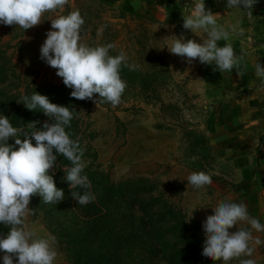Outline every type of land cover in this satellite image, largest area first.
Instances as JSON below:
<instances>
[{"label":"rangeland","instance_id":"rangeland-1","mask_svg":"<svg viewBox=\"0 0 264 264\" xmlns=\"http://www.w3.org/2000/svg\"><path fill=\"white\" fill-rule=\"evenodd\" d=\"M204 3L206 11L219 15L218 23L228 28L236 26L238 33L242 30L230 37L235 53L244 55L239 75L235 69L220 73L215 70L216 65L202 64L198 59L189 64L187 58L169 52L167 46L171 42L164 39L173 35L197 43L207 38L203 30L191 32L183 28L182 11L185 6L191 7L193 0H68L64 8L45 13L39 25L26 31L19 26L0 24V71L6 73L0 76V96L16 98L32 86L58 87L61 93L58 105L77 112L71 121L73 127L67 131L76 134L83 147L93 151L85 164L94 162L114 183L132 181L131 192L136 191L137 198L143 192H150L152 198L162 196L168 208L186 217L185 227L195 229L205 240L202 225L221 201L244 203L250 216L264 225L261 192L264 183L257 174L261 165L249 151L245 152V130L230 133L228 129L233 122L223 108L229 94L245 92V73L257 64L254 56L248 54L249 16L242 7L228 9L227 0H204ZM77 9L85 20L81 43L93 47L114 44L110 55L123 50L129 63L139 65L136 71L121 68L120 75L127 87L116 107L72 98V89L64 85L57 70L40 58L46 33L53 30L51 19ZM224 44L223 40L218 42L220 47ZM62 99L68 102H60ZM93 99L98 101L99 94H94ZM44 122L51 120L46 117ZM193 156L195 161L191 159ZM200 171L210 174L212 183L195 189L187 178ZM25 223L37 238L52 235L36 209L28 214ZM238 227L250 229L245 222L229 229L230 233ZM252 235L253 255L241 259L264 264V243H254L256 238L264 241V232L252 230ZM56 250L55 264H76L74 256L63 250L59 240ZM144 250L138 246L139 254L132 262L131 254L125 252L121 262L171 261L160 245H154L153 254L145 255ZM3 256L0 252V264ZM204 259L201 254L184 264H201ZM14 264H18L16 259ZM229 264H239V260L233 259Z\"/></svg>","mask_w":264,"mask_h":264},{"label":"clouds","instance_id":"clouds-1","mask_svg":"<svg viewBox=\"0 0 264 264\" xmlns=\"http://www.w3.org/2000/svg\"><path fill=\"white\" fill-rule=\"evenodd\" d=\"M256 3L257 0H227L226 6L228 9L242 7L248 16H252ZM67 4L68 0H0V24L19 26L26 31L39 25L45 13L55 12ZM182 16L184 29L191 32L203 30L207 38L203 43H197L173 35L164 39L171 42L167 46L169 52L187 58L189 64L198 59L202 64L216 65L215 70L220 73L235 69L239 75L244 55L235 53L230 37L233 33H242V30L238 33L236 26L228 28L218 23L216 17L219 15L206 11L204 0H193L191 7L185 6ZM84 24L78 9L51 19L53 30L46 33L40 58L57 70L56 74L64 85L72 89V98L116 107L127 87L120 75L121 68L136 71L139 65L129 63L123 50L118 55H110L114 44L93 47L81 43ZM99 31L102 32L103 27ZM221 40L225 41L223 47L218 46ZM255 76L260 81L259 90L264 91V65H255ZM94 94H99L98 101L93 99ZM21 101L29 111L40 109L51 123L45 122L42 130H36L35 122L26 128L14 127L9 118L0 115V224L8 226L7 234L0 237V251L5 253L3 264H14V259L18 264H55L57 238L52 235L37 238L25 220L33 212L28 207L31 197L40 196L44 204H55L64 199L63 190L57 189L52 175L48 174L57 162V155L71 164L64 176L69 187L86 190L83 194L72 191L78 205L92 203L96 196L90 191L92 185L88 176L82 174L86 166L83 160L85 149L80 138L73 139L74 133L67 131L77 112L51 103L47 96L36 92L22 96ZM10 138L14 139L18 150H13V146L7 143ZM191 159L195 161L196 157ZM187 183L201 189L212 183V177L203 171L192 172ZM212 209L214 214L208 216L202 225L205 232L202 255L222 264H229L233 259H238L239 264H255L253 259L241 257L253 255L254 248L250 246L252 230L264 232V225L250 216L242 202L221 201ZM245 222L250 229L238 227L236 232L230 233L229 229ZM254 243L260 245L264 241L256 238Z\"/></svg>","mask_w":264,"mask_h":264},{"label":"trees","instance_id":"trees-1","mask_svg":"<svg viewBox=\"0 0 264 264\" xmlns=\"http://www.w3.org/2000/svg\"><path fill=\"white\" fill-rule=\"evenodd\" d=\"M1 72L0 76L6 74ZM59 91L55 86H32L26 87L16 98L0 96V115L9 118L14 127L26 128L29 123L35 122L36 130H42L47 116L40 109L29 111L22 104L21 97L36 92L58 105ZM60 102L68 101L62 99ZM20 138L23 139V136ZM72 138L75 139L76 134ZM7 143L13 146V150H18L14 139L10 138ZM32 143L35 145L34 140ZM80 144L83 147L81 139ZM83 148L85 161L93 151L90 147ZM85 165L82 174H86L91 181L90 191L96 196L94 202L78 205L72 191L83 194L86 190L69 187L64 176L71 164L63 156L57 155V162L48 174L52 175L57 189L63 190L64 199L55 204H44L37 195L31 197L29 204L33 211L36 209L42 214L49 232L60 241L64 251L74 256L76 264H124L121 259L125 252L131 254L129 259L132 262L134 256L139 254L136 251L138 246L145 249L144 254L148 255L154 253V245H160L171 259L167 264H184L188 259H198L202 254L204 238L195 229L190 231L186 228V217L168 208L169 204L162 196L152 198L150 192H143L141 198H137L136 191L131 192L132 181L114 183L94 162ZM167 220L171 221L166 224ZM7 232L8 226L0 224V237ZM0 252L5 255L3 251ZM201 264L222 262L205 257Z\"/></svg>","mask_w":264,"mask_h":264},{"label":"crops","instance_id":"crops-1","mask_svg":"<svg viewBox=\"0 0 264 264\" xmlns=\"http://www.w3.org/2000/svg\"><path fill=\"white\" fill-rule=\"evenodd\" d=\"M254 7L256 8L252 16H249L247 31L251 46L248 54L254 56L255 63L264 65V0H257ZM247 70L249 71L245 73V92L229 94L227 104L223 108L233 122L232 128L228 129L229 132L245 130V152L249 151V154L255 156L256 163L261 165V170L259 169L257 174L264 183V91L259 90L260 81L255 76V67ZM261 189L264 194V185Z\"/></svg>","mask_w":264,"mask_h":264}]
</instances>
